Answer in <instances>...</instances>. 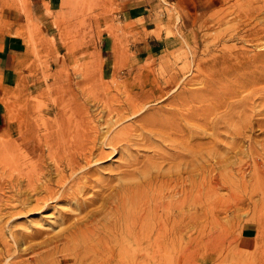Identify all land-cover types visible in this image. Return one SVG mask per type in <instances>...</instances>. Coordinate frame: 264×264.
I'll list each match as a JSON object with an SVG mask.
<instances>
[{
	"label": "rangeland",
	"instance_id": "374dc122",
	"mask_svg": "<svg viewBox=\"0 0 264 264\" xmlns=\"http://www.w3.org/2000/svg\"><path fill=\"white\" fill-rule=\"evenodd\" d=\"M20 1L26 9V0ZM53 5L52 11L45 7L54 22L48 32L38 29L24 11L20 32L28 52L13 69L0 72V264H96L89 257L75 261L50 253L44 240L63 225L59 227L52 209L32 207L34 196L28 189L29 203L20 204L23 181L16 163L9 166L14 169L11 172L7 161L4 163L7 151L26 149L35 154V136L43 132L42 122L54 119L63 104H150L154 114H165L172 107L185 113L192 104L198 110L193 117L197 136H191V145L196 142L193 147L198 149L197 161L191 173L196 174L200 234L194 248L166 250L163 259L154 264H264V0H151L134 16L124 13L116 0H54ZM109 47L110 51L103 52ZM242 51L251 57V68L257 64L253 72L236 65L240 71L235 66L224 73L215 65L221 56ZM217 71L228 76L213 73ZM239 80L244 81L240 87ZM231 90L235 93L228 100ZM97 116L94 118L100 121ZM124 121L116 128L129 120ZM183 121L181 135L167 133L176 138L174 142L190 139L186 137L190 118ZM167 137L143 147L148 150L133 145V156L141 159L138 164L154 162L171 176L176 188H187L190 174L183 170L190 158L188 146L184 147L183 140L178 144ZM175 145H183L187 151ZM116 155L101 163L104 171L100 176L107 177L106 181L113 180L110 174L119 170L116 164L124 154ZM239 160L246 169L242 175L236 170ZM59 204L58 209H68L65 203ZM36 229L39 234L25 236L35 234Z\"/></svg>",
	"mask_w": 264,
	"mask_h": 264
},
{
	"label": "bare ground",
	"instance_id": "6f19581e",
	"mask_svg": "<svg viewBox=\"0 0 264 264\" xmlns=\"http://www.w3.org/2000/svg\"><path fill=\"white\" fill-rule=\"evenodd\" d=\"M247 56L249 55L242 51L233 56H221L222 58L217 64L215 62L213 63L217 65V68H221L220 70H223V72L227 69L235 68L236 65H242L241 68L244 67V69H247L249 72H253L255 68L257 69L255 66L257 64H254V69L251 68L253 61L251 57ZM251 56H253V54ZM246 57L247 59L245 60ZM252 59L255 62L257 61L256 56ZM249 60L252 62L247 64ZM220 64L221 66H219ZM238 67L237 70L239 69L240 71L241 68ZM235 69H233V71ZM223 72V76L227 77L228 75ZM228 72H230V70ZM213 73L218 74L219 72ZM222 74H218V76L221 77ZM218 76L217 79L219 80L220 78ZM213 78L215 79L214 75ZM246 78H249V76ZM251 78H249V80ZM217 79L215 82L218 81ZM223 79V82L227 80L226 78ZM223 79H220V81ZM243 80H245V78ZM241 81L239 82V87ZM236 82H234L235 84L233 85L237 86ZM236 88L238 89V87ZM235 89L233 90L235 91ZM233 90H231V95L228 94V100L233 99L232 95L236 92H232ZM224 95L227 97L226 93H224ZM229 96H232V98L229 99ZM223 102L225 103V100H222L221 104H223ZM89 105L63 104L61 107H59V105L57 116L54 117V119L43 121V119H41L42 117L40 118V121H43H41L43 132L40 133V136L37 135V138L35 136V154L23 149L18 153L7 151L6 157L3 156L6 158L4 163L7 161V167H13L16 163L15 166H17L16 169H18V174H20V180L23 181L22 187L24 186V189L21 190L22 187L20 188V192L23 194V197H20L21 199L19 200L20 204L23 206L29 203L28 199L30 197L27 198V196H25V194L27 195L26 192L28 189L34 196V203L31 204L32 207L34 206V209L40 208V210L41 208L52 209L53 213L57 215L60 226L57 225L59 227L63 225L52 238L44 240V244L51 247L49 249L50 253H59L62 259L73 257L75 261H80L83 258L88 259L89 257L92 258L91 260H93V262L95 260L96 264H154V262L156 263L163 259L162 256L166 250H190L194 248L200 233L198 231L196 211L198 206L196 174L191 172L195 170L194 168L197 161L196 153L198 149L193 147L196 142L191 145L194 139L191 136H197V133L194 135L195 126H198V124L194 125L197 119L193 117H195V112L198 110L194 111V106L191 104L189 110L186 109L187 111H185V113L179 109H175L176 107H172L164 111L165 114L161 113V111H159L160 113L158 114H154L153 109L149 110L150 104ZM175 105L176 104H174V106ZM96 114H98L97 117L100 121L95 119ZM197 116L198 115H196V117ZM44 118L46 117L44 116ZM184 119L186 122L187 120L189 121L186 123V125H188L186 131L190 133L187 132L189 135L187 134L186 136V133L184 135L190 139L183 136L184 139L186 138L185 140H188L186 141L187 144L183 139L182 140L185 143L184 147L185 145L188 146L185 149L188 150L190 158L186 161V165L184 164L185 170H182L190 174L189 178L185 175L186 179L188 178L187 181L189 185L187 184L186 186L185 184L187 188H176V184L174 185L171 182V176L165 175L166 173H163L164 171L161 172V169L157 168L154 162L147 160L143 161L142 164H138L141 159L139 160V158L133 156L132 146L138 145L142 148L145 146L148 147L157 138L165 139V134L168 136L167 138H169L172 135V133H170V136L167 134L169 130H171L173 134L183 131L184 129L180 128L179 125L185 123L183 121ZM124 120L129 121L124 123ZM122 121H124V124L116 128V125L119 123L122 124ZM167 129L168 131H166ZM181 133L182 132L178 134L181 135ZM171 139L173 141H171ZM171 139L166 141L169 143L170 141L174 142L176 138L173 139L172 137ZM177 140H175L176 142L174 143L181 144L182 140H180L181 142ZM157 145L159 146V143ZM177 145L174 147L176 149H181L182 147L180 151L183 152V145H180L178 148ZM171 148L172 147H170V149ZM134 149L137 153L138 149L136 147H134ZM185 149L184 151H187ZM144 150L148 149L146 148ZM118 152L124 154V156H120L122 161H117L116 164L119 170L117 169L118 172L115 170L117 172L116 174H110V176L113 177L110 178L113 180L106 181L107 177L106 180H104L100 176L102 175V171H104L102 170L104 167L101 163H104L113 155L117 156L118 154L116 155V153ZM174 152L176 153L177 151ZM159 154H161V152ZM169 157H171V155H169ZM160 158L159 160H161ZM172 158L173 157H171V159ZM185 159L186 158H184L183 161ZM226 159L228 160V158ZM156 160H158L157 157ZM13 161H15V163H13ZM240 161L241 160L237 162L238 168L237 163L235 165L236 170H239L242 175L245 165L241 164L244 166L243 169L240 165ZM241 162L243 163V161ZM232 164L234 163L232 162ZM173 165L175 166V163ZM224 165L226 166V164ZM10 167L8 170L11 169ZM174 171L178 173V170ZM7 172V175H10V172L6 171V173ZM218 176H220V174ZM218 176L212 177L216 180ZM8 178L11 180V177ZM15 178L17 181V174ZM179 178H181V176H179ZM219 178H221V176ZM187 181H185V183ZM206 181L208 182L209 179ZM218 181L217 179V181L212 180L211 182L216 183ZM8 185H10V183H8ZM62 202L65 203L68 208L65 211L56 207L57 204ZM32 207L30 206L29 208ZM54 221L57 223V220ZM43 225L48 227L51 226V224L45 223ZM39 233V231L35 232L33 235L26 233L25 236H30L32 238ZM29 242L32 243V239ZM151 249L154 250L152 255Z\"/></svg>",
	"mask_w": 264,
	"mask_h": 264
},
{
	"label": "crops",
	"instance_id": "0c3cea01",
	"mask_svg": "<svg viewBox=\"0 0 264 264\" xmlns=\"http://www.w3.org/2000/svg\"><path fill=\"white\" fill-rule=\"evenodd\" d=\"M54 0H26V9L20 0H0V72L13 69L19 59L28 52L25 35L20 30L24 26L25 14L30 16L33 23H37L38 29L43 32L51 31L54 22L49 11L55 9ZM123 12L129 16L139 15L144 11L151 0H116ZM47 12V13H46ZM105 48L104 51H110ZM1 119V112H0Z\"/></svg>",
	"mask_w": 264,
	"mask_h": 264
}]
</instances>
